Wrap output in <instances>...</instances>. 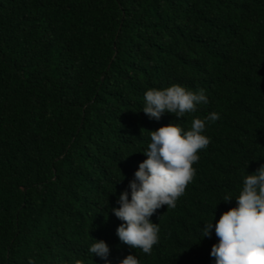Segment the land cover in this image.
Segmentation results:
<instances>
[{
    "label": "trees",
    "instance_id": "1",
    "mask_svg": "<svg viewBox=\"0 0 264 264\" xmlns=\"http://www.w3.org/2000/svg\"><path fill=\"white\" fill-rule=\"evenodd\" d=\"M173 84L208 103L149 118L144 93ZM212 112L195 176L150 217L151 254L121 242L112 209L149 131ZM262 165L264 0H0V264H216L203 226Z\"/></svg>",
    "mask_w": 264,
    "mask_h": 264
},
{
    "label": "clouds",
    "instance_id": "2",
    "mask_svg": "<svg viewBox=\"0 0 264 264\" xmlns=\"http://www.w3.org/2000/svg\"><path fill=\"white\" fill-rule=\"evenodd\" d=\"M143 112L159 120L165 113L183 118L196 111L201 103H208L204 89L191 91L179 84L164 89L150 88L144 93ZM220 118L217 112L204 119L194 118L191 129L183 131L179 124L161 126L149 131L151 143L143 152L147 159L139 164L135 178L130 181L131 199L128 191L121 193L120 207L112 209L122 223L117 228L121 242L145 254H151L158 242L159 227L150 217L167 205L175 208L196 174L192 167L199 160L198 151L207 148L210 138L202 133L207 122ZM143 130L141 129V133ZM148 131V130H147ZM231 195L223 197L230 202ZM237 207L222 213L220 219L204 224L202 238L210 237L213 227L219 242L212 246L211 256L216 264H264V165L244 178V186L235 199ZM109 246L103 240H95L89 252L107 262ZM29 264H34L30 260ZM63 264V262H61ZM79 264V262H77ZM120 264H140L136 255L129 254Z\"/></svg>",
    "mask_w": 264,
    "mask_h": 264
}]
</instances>
